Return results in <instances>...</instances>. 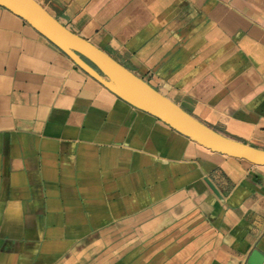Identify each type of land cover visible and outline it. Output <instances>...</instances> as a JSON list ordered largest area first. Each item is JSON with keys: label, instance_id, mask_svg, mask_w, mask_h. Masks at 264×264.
<instances>
[{"label": "crops", "instance_id": "obj_1", "mask_svg": "<svg viewBox=\"0 0 264 264\" xmlns=\"http://www.w3.org/2000/svg\"><path fill=\"white\" fill-rule=\"evenodd\" d=\"M216 130L264 149V0H38ZM264 165L123 100L0 6V264H247Z\"/></svg>", "mask_w": 264, "mask_h": 264}, {"label": "water", "instance_id": "obj_2", "mask_svg": "<svg viewBox=\"0 0 264 264\" xmlns=\"http://www.w3.org/2000/svg\"><path fill=\"white\" fill-rule=\"evenodd\" d=\"M0 6L26 20L82 70L136 108L214 152L264 165V149L230 137L199 120L110 53L69 29L38 0H0ZM247 264H264V254L254 250Z\"/></svg>", "mask_w": 264, "mask_h": 264}, {"label": "bare ground", "instance_id": "obj_3", "mask_svg": "<svg viewBox=\"0 0 264 264\" xmlns=\"http://www.w3.org/2000/svg\"><path fill=\"white\" fill-rule=\"evenodd\" d=\"M106 78H108L107 76H105ZM204 146V145H203Z\"/></svg>", "mask_w": 264, "mask_h": 264}]
</instances>
